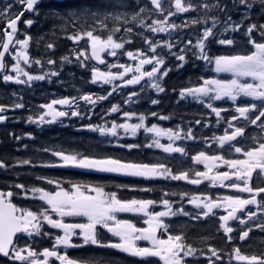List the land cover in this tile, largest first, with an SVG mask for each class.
<instances>
[{
    "label": "snow or ice",
    "instance_id": "snow-or-ice-1",
    "mask_svg": "<svg viewBox=\"0 0 264 264\" xmlns=\"http://www.w3.org/2000/svg\"><path fill=\"white\" fill-rule=\"evenodd\" d=\"M38 3L39 0H5L0 4V73H3L0 79L4 82L30 85L33 81L59 75L51 71L56 65L54 59L42 61L30 58L28 48L33 37L18 31V21L24 12L38 14ZM257 3L261 6L260 15H264V0H167V6L165 0H133L132 3L129 0H108L103 8L83 7L66 13H51L59 19L58 30L67 33V39L80 42L86 38L84 42L90 48V56L85 47L71 50L81 67H87L88 61L93 59L101 65L106 64L102 53L118 60L123 55L131 62L108 63L106 71L93 66L91 81L112 86L105 95L84 93L78 97L54 99L41 105L39 114L26 117L31 123L43 125L68 116L82 119L86 112L79 110V101L85 102L86 109L89 105L95 107L98 102L108 100L118 88L126 89L130 85L137 86L139 91L128 92L123 100L125 105L135 103V99L145 91V86L156 93H164L166 89L162 81L171 70L162 67L167 63L166 56L174 58L177 62L175 66L181 68L186 54L190 53L207 65L214 66L216 74L228 73L231 78L221 79L205 73L198 76L195 82L190 80L189 86L179 88L178 98L191 97L209 110L207 115L201 114L199 119L189 121L185 127L163 128L158 123L149 125L146 123L148 116L156 118L159 116L157 112L146 115L144 112L126 111L119 103H112L107 112L121 115L123 122L112 120L110 127L108 121L81 124L82 128L113 138L120 135L118 129H122L124 135L133 137L143 129L145 133L152 134L147 145L129 143L119 146L130 150L157 148L164 153L181 154L182 158L189 156V150L176 141L200 140L203 144L215 141L220 146L216 148L213 145L215 154L209 155L207 151L199 150L190 157L196 164H203V171L195 168L174 170L167 160L145 163L116 158L111 154L63 150L53 152L54 157L59 158L58 162H45V166L91 169L145 179L183 180L192 185L208 181L213 186L218 184L225 189H234L237 194L212 196L201 192L169 193L162 190L159 200L127 199L118 196L117 191H105L107 185L99 183L68 180L65 186L63 180L37 177L39 180L47 179L48 185L54 186L53 190H48L13 182L0 187V258L4 264H55L57 261L59 264H102L95 256L73 258L68 254L69 249L86 245L126 253L139 258V264H190L188 258L200 257H204L207 264H233L234 261L264 264V252L248 254L239 246L250 238L253 229L264 231V186H260L264 180L259 179L264 177V23L251 22V13ZM230 11H239V21L232 19ZM180 13L188 16V19L177 24L173 21ZM216 13L222 14L224 19L221 20ZM35 22L33 19L23 21L26 26ZM220 25L222 28L218 32ZM192 28L198 29L194 40ZM159 33L174 38L157 39ZM224 33H231V37L219 38ZM21 34L23 38H17ZM237 35L244 42L243 50L221 55H212L208 51L209 46L215 44L235 49ZM133 37L140 38V46L126 50L134 43ZM54 47L53 43L46 44V49ZM117 50H120L119 54ZM6 54L14 62H6ZM60 60L71 62L68 55L60 57ZM45 63L49 71L44 70ZM31 65H40L42 74L26 70ZM145 66L150 70H146ZM172 91L176 92L177 89L173 88ZM11 95L14 97L12 103H0V122L9 118L5 113L10 109L24 108L22 97L14 92ZM225 98L230 102L228 108L216 106L218 101L224 103ZM150 102L153 105L160 103L157 99ZM57 105L67 106L68 111L61 110ZM213 114L216 125H221L223 121V134L213 133L211 137L197 135L194 127L208 128L212 123L209 117ZM134 117L136 122H130ZM159 119L168 120L170 117L159 116ZM250 128L251 134L248 132ZM24 135L30 137L31 133ZM161 137H166L168 142L162 143ZM14 139L20 140L21 136H14ZM233 154L236 158H228ZM13 159L19 165L32 163L31 159ZM219 165H224L227 170H216ZM9 167L8 162L0 158V169L7 170ZM254 173L259 180L255 186L252 183ZM136 190L153 191L152 188ZM245 193L246 197L242 195ZM177 195L179 201L164 198ZM29 196L38 198L42 204L35 210L24 206L21 198ZM185 203L194 206L195 214L185 210ZM174 204L178 207L174 208ZM158 205L162 206V210H149L150 206L154 209ZM252 206H255V210ZM220 209L224 210V214L218 217L216 233L223 238L225 247L212 243L215 236H201L191 241L184 231L174 232L172 225L165 223V218L179 216L190 217L193 221L210 219L216 217V210ZM126 213L143 214L147 217L144 221L147 226L137 227L131 219H121L120 215ZM76 219L82 222H73ZM230 222H238V226L234 228ZM46 225L60 230L62 234L45 231ZM100 229H106L115 239L105 241ZM44 238L50 240L52 245L38 250L39 239ZM138 241L147 242L146 246H141ZM103 264H117V261L108 257Z\"/></svg>",
    "mask_w": 264,
    "mask_h": 264
},
{
    "label": "trees",
    "instance_id": "trees-1",
    "mask_svg": "<svg viewBox=\"0 0 264 264\" xmlns=\"http://www.w3.org/2000/svg\"><path fill=\"white\" fill-rule=\"evenodd\" d=\"M189 66H192L190 64ZM196 68L183 73L182 80L183 85L189 84V81L195 82L198 76H201L199 69L200 63ZM25 133H31L33 136H26ZM16 134L21 136L20 140H15L14 137H9L7 134L3 137L2 146L0 147V158L5 159L10 167L0 171V187H5L11 183H23L26 186L45 187L51 190V185L46 182L47 179L39 180L37 177L56 178L65 181L67 186L68 180L83 181L85 183H99L107 185V189H112L117 185L127 186L125 188H137L142 189L145 187L143 182L130 181L121 179L118 177H112L105 174H94L81 172L76 169H65L44 166L45 162H50L52 158L44 149H50L51 147H66L71 148L73 151H80L87 154H111L116 158L120 156L127 159H145L148 156V152H126L124 150L113 147L108 143L107 139L100 137L94 131L89 129L84 130L81 126H74V122L69 127H60L56 129H44L38 131L30 127H23L22 131L16 130ZM15 136V134H13ZM25 145L27 146L25 148ZM13 158H25L31 159L32 163L29 165H19L15 163ZM153 190L161 191L162 184L151 185ZM31 197V196H29ZM16 202V201H14ZM24 206L34 207L31 201H20ZM210 222H197L191 223L182 218L177 221V231H184L186 236L191 241L198 240L201 236H215L216 238L212 243L216 246L225 247L223 238L216 233L218 227V218L210 219ZM190 221V220H189ZM183 226V227H180ZM260 243L254 245V247H260ZM243 252L248 254L258 253L262 249L246 250L243 246H240ZM101 257V256H100ZM106 259V257L104 256Z\"/></svg>",
    "mask_w": 264,
    "mask_h": 264
},
{
    "label": "rangeland",
    "instance_id": "rangeland-1",
    "mask_svg": "<svg viewBox=\"0 0 264 264\" xmlns=\"http://www.w3.org/2000/svg\"><path fill=\"white\" fill-rule=\"evenodd\" d=\"M133 2V0H129V2ZM166 6H167V0H166ZM0 4H2L1 0H0ZM231 5V3H230ZM193 15H195V13H193ZM216 15L220 16V19L223 20L224 16L222 14L216 13ZM159 18V17H156ZM171 19V18H170ZM187 19V16L183 13L177 14V18L173 21L177 24H180L182 20ZM239 21V20H236ZM91 23V22H90ZM36 24V23H34ZM33 24V25H34ZM31 25V26H33ZM31 26H26L25 24L23 25V29L24 32L23 33H27L30 36H36V32L39 31V29H37V31L32 30V32L30 31ZM222 26V25H220ZM219 26V27H220ZM39 24H37V26L35 28H38ZM193 32V31H192ZM49 34V36H51V38L53 37V34L56 35L55 30L50 29L49 32H47ZM67 35V34H66ZM66 35H58L59 36V40L61 41H57L55 43V41H49L48 43H53L55 45L54 49H46V44L47 43H43L42 41L40 42L41 39V34H40V40L39 43L34 42L33 43V57L34 59H41L42 61H46L47 59L51 58L54 59L56 61V65L54 68L51 69V71H56L59 73L58 76H52L51 79H44V80H40V81H33L30 85H22V84H17L13 81H9V82H4L2 80V82H0V87L5 86V90H3L2 88H0V97L5 99L6 103L8 102L9 104L13 102L14 97L11 95L13 92L16 93V95L18 97H22V102H24L25 100L28 101L29 104V108L30 110H27L28 112H26L28 115L30 114H39L40 106L46 103H49L50 101L54 100V99H60L64 96H79V95H83L84 93H92L94 95H99L98 92H96L97 90V85H99L98 83H93L91 81V68L93 67L91 65V61H88V65L87 67H81L78 63H76V58L74 55H72L71 50L74 48H79V47H85L86 48V52L89 55L90 52V48L86 46L85 44V40L86 38H82V40L80 42H73L69 39L66 38ZM223 36V35H222ZM23 38V37H22ZM21 38V39H22ZM127 38V37H125ZM165 39H173V37L168 36V34L164 35ZM195 38V35H193V40ZM219 38H222L221 36ZM134 40V43H132L131 45L128 46V48L126 50H134L135 47L140 46V38L139 37H133L132 38ZM62 42V43H61ZM118 54L120 52V50H117ZM28 53L29 55H31L32 52H30V49L28 48ZM64 55H68L70 58L71 62H67V61H61L60 57L64 56ZM123 55H120L119 57H122ZM167 58H171L172 57H167ZM125 59L129 60V58H127L125 56ZM14 61H11L10 63H12ZM40 65H35V67H32V65L30 67H28L26 70L31 71L33 74H42L40 73ZM146 70H150L149 68H145ZM44 70L45 71H49L48 66L46 65V63L44 64ZM14 74V73H12ZM223 74H228V73H219L220 76H222ZM229 77H224V79H229L230 74H228ZM61 86H64L61 87ZM35 92V93H34ZM149 92H147L146 94H148ZM115 94V93H114ZM113 94V95H114ZM105 95V94H103ZM112 95V96H113ZM112 96H110V98H112ZM127 98L122 97L121 99H119V104L121 105V108L123 110L126 111H130L129 106L123 104V100ZM2 100H0L1 103ZM16 102H20V101H16ZM115 103V102H111L109 103L108 101H100L97 103V105L95 107H91L90 105L88 106V108H85V102L84 101H79L80 104V111L86 112L85 116L87 118V120H91L92 124H102L105 121H108V126H111V121L112 120H116L118 123L123 122V117L117 113H110L107 112V110L110 108L111 104ZM59 108L62 109H67V106H59L57 105ZM90 113V114H89ZM130 122H136L135 117L132 119V121ZM147 123V121H146ZM46 124V123H45ZM148 124V123H147ZM218 126V125H216ZM118 132L120 133V135L116 138L113 137H108L110 140L114 141L116 144H121L122 140H128V144H137V140H138V136L142 137L141 140L143 142V145H147L149 143V141L151 140V135L150 133H145L143 131V129H141L137 136L133 137V136H128V135H124L123 134V130L122 129H118ZM99 133V132H98ZM168 142L166 137H161V142ZM216 148H219L220 146L218 144L215 145ZM149 148V147H147ZM161 151H163L162 149H160ZM236 158V157H234ZM194 164H196L195 162H193ZM223 166V165H221ZM203 171V170H200ZM188 182V181H187ZM207 184V194L210 193H215V195H229V194H224L222 193V189L220 185H211L210 182L206 181ZM189 183V182H188ZM202 184V183H201ZM196 188V187H195ZM184 192H188V193H194L192 188H188L186 190H183ZM162 196V195H161ZM165 198V197H164ZM169 198L171 200H180V197L177 196H169L166 197ZM186 204V203H185ZM188 205V204H186ZM161 206V205H159ZM178 206V205H177ZM151 207V206H150ZM162 210V207H160L159 210ZM189 212H192L191 210H186ZM126 214H131V213H126Z\"/></svg>",
    "mask_w": 264,
    "mask_h": 264
},
{
    "label": "flooded vegetation",
    "instance_id": "flooded-vegetation-1",
    "mask_svg": "<svg viewBox=\"0 0 264 264\" xmlns=\"http://www.w3.org/2000/svg\"><path fill=\"white\" fill-rule=\"evenodd\" d=\"M87 7H90V8H103L105 7V5L107 4L108 0H84ZM22 31V27L19 28V33H21ZM21 35H18L17 38H20ZM6 115V113H5ZM1 123V128L3 129H6L7 125H8V121L7 119L3 122H0Z\"/></svg>",
    "mask_w": 264,
    "mask_h": 264
},
{
    "label": "water",
    "instance_id": "water-1",
    "mask_svg": "<svg viewBox=\"0 0 264 264\" xmlns=\"http://www.w3.org/2000/svg\"><path fill=\"white\" fill-rule=\"evenodd\" d=\"M94 60V59H93ZM96 63H98V61L94 60Z\"/></svg>",
    "mask_w": 264,
    "mask_h": 264
}]
</instances>
